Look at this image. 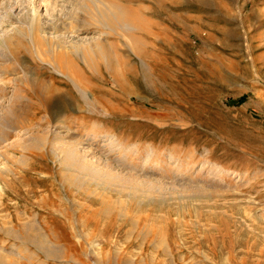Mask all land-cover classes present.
Here are the masks:
<instances>
[{
	"label": "rangeland",
	"instance_id": "rangeland-1",
	"mask_svg": "<svg viewBox=\"0 0 264 264\" xmlns=\"http://www.w3.org/2000/svg\"><path fill=\"white\" fill-rule=\"evenodd\" d=\"M1 8L0 264H264V0Z\"/></svg>",
	"mask_w": 264,
	"mask_h": 264
},
{
	"label": "bare ground",
	"instance_id": "bare-ground-1",
	"mask_svg": "<svg viewBox=\"0 0 264 264\" xmlns=\"http://www.w3.org/2000/svg\"><path fill=\"white\" fill-rule=\"evenodd\" d=\"M5 1V0H4ZM3 0H2V3H1V0H0V6L2 5L3 6V2H4ZM40 2H41V0H40ZM42 2H44L45 3V0H42ZM6 3V2H5ZM36 3V2H35ZM34 2H33V4H35ZM39 4V3H38ZM41 4V3H40ZM43 4V3H42ZM1 6V7H2ZM0 7V9H2ZM41 6H39V8H40ZM4 8V7H3ZM41 8H43V7H41ZM30 9V8H29ZM41 10V9H40ZM40 10H38L37 8H34L33 10H32V12L30 13V18H29V21L27 22V23H29V26H30V29L32 30V31H34L35 30V27L37 26V27H39V26H42L43 27V25L46 23H42V21H41V16H42V14L40 13ZM44 11V10H43ZM30 12V11H29ZM27 15V16H28ZM44 15H46V16H49L50 15V13H49V7L48 6H46V9H45V13L43 14V16ZM16 17V16H15ZM103 17V16H102ZM23 18V17H22ZM28 18V17H27ZM27 21V19H25V22ZM45 21V20H44ZM24 23V22H23ZM3 24V23H2ZM48 24V23H47ZM104 24V23H103ZM12 25H14L13 23H12ZM11 25V26H12ZM51 25V24H50ZM27 26H28V24H27ZM45 26V25H44ZM47 27V26H46ZM51 27H53L52 25H51ZM14 28V29H13ZM44 28V27H43ZM4 29V28H3ZM29 29V30H30ZM41 29V28H40ZM46 29V28H45ZM12 30H14V31H16L17 30V32H18V27L17 26H12ZM11 30V31H12ZM30 30V31H31ZM43 30V29H42ZM7 31H8V34H9V29H7ZM24 31V30H23ZM47 31V30H46ZM2 32V31H1ZM26 32V31H25ZM36 32V31H35ZM75 32V31H74ZM74 32H72V33H74ZM6 33V32H5ZM5 33L3 32V34L5 35ZM11 33V32H10ZM19 33H21L20 31H19ZM24 33V32H23ZM27 33V32H26ZM32 33V32H31ZM37 33H38V30H37ZM41 33H43L42 31H41ZM47 32H45V36H47V34H46ZM49 33V32H48ZM67 33H69V32H67ZM76 33V35H77V32H75ZM74 33V34H75ZM7 34V35H8ZM33 34V33H32ZM36 34V33H35ZM50 34V33H49ZM48 34V36H51V35H49ZM65 34V33H64ZM70 34H71V32H70ZM74 34H72V35H74ZM10 35V34H9ZM44 35H43V37H44ZM65 35H67V34H65ZM36 36V35H35ZM35 36H34V38H35ZM47 36V37H48ZM53 36H55V35H53ZM9 37V36H8ZM33 37V36H32ZM52 37V36H51ZM55 37H57V36H55ZM60 37V36H59ZM62 37V36H61ZM72 38H73V36H71ZM64 38V37H63ZM65 38H70V37H65ZM49 40H51L50 38H48ZM36 40V39H35ZM59 41L61 40V39H58ZM63 40V39H62ZM61 40V41H62ZM67 40V39H66ZM70 40H71V38H70ZM87 40V39H86ZM90 40V39H89ZM88 40V41H89ZM55 41H57V39L55 40ZM54 41V42H55ZM69 41V40H68ZM72 41H75V40H72ZM72 41H69V42H67V41H64L63 40V42L65 43V42H67L66 44H65V48H64V46L62 47V43L61 42H59L60 44H59V47H57V48H55L56 50L54 51V58H53V60L52 61H49V63H48V65H51L53 68H55L56 69V71H58L59 73L60 72H62V73H64L66 76H69L70 77V79L71 80H74V79H76L77 77H79L80 76V74H79V71H78V68H77V63H76V61H77V56L76 55H78L79 56V54L80 55H82L83 56V58H86V53H82V51L83 50H85L84 48L86 47V46H88V47H91L92 46V43L90 42V43H88V44H83L82 43V45L79 47V45H78V43H77V45L74 43L73 44V42ZM83 41V40H82ZM36 42V41H35ZM81 42V41H80ZM84 42V41H83ZM87 42V41H86ZM62 44V45H61ZM53 45H55V44H53ZM36 47H37V44H36ZM55 47V46H54ZM68 49V53H67V51L66 52H64V50H67ZM81 49H83L80 53H79V50H81ZM39 51V50H38ZM83 52H85V51H83ZM40 53V52H39ZM84 54V55H83ZM37 55V54H36ZM41 55V54H40ZM39 54L37 55L38 56V58L40 59V60H42V56H40ZM39 61V60H38ZM30 62V61H29ZM45 65V64H44ZM29 67V66H28ZM35 72H36V74H35ZM35 72H32L31 73V79H33V83H34V87L35 88H33V90H31V94L32 95H34L35 97H37L39 100H40V103H42L43 105L44 104H46L47 105V103H49L54 97H52L53 95H54V93L58 90V87L57 86H54L53 84L54 83H56V82H54L51 86H50V84L48 85V83H47V81L43 78V74L40 72V71H35ZM77 80V79H76ZM78 81H79V79H78ZM45 90H47V91H45ZM61 90V89H60ZM60 90H58L59 92H60ZM52 98V99H51ZM16 124V123H15ZM77 154V152H75L74 150L73 151H71V152H65V157L67 156V159H72L74 162H76V160H74V157L75 156H77L76 155ZM77 165H79L78 163H76ZM82 165V164H81ZM80 166V165H79ZM102 175V174H101ZM39 237V236H38ZM40 240V239H39ZM12 254V253H11ZM10 255V254H9ZM11 257V256H10ZM8 258V257H7ZM12 258V257H11ZM7 260V259H6ZM17 260V259H16ZM20 260V259H19ZM11 261V260H10Z\"/></svg>",
	"mask_w": 264,
	"mask_h": 264
}]
</instances>
